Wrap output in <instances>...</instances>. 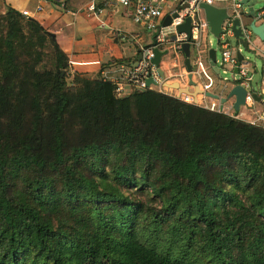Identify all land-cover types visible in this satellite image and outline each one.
Listing matches in <instances>:
<instances>
[{
	"label": "trees",
	"instance_id": "16d2710c",
	"mask_svg": "<svg viewBox=\"0 0 264 264\" xmlns=\"http://www.w3.org/2000/svg\"><path fill=\"white\" fill-rule=\"evenodd\" d=\"M0 264H264V129L115 97L0 15Z\"/></svg>",
	"mask_w": 264,
	"mask_h": 264
},
{
	"label": "built area",
	"instance_id": "2783aa9c",
	"mask_svg": "<svg viewBox=\"0 0 264 264\" xmlns=\"http://www.w3.org/2000/svg\"><path fill=\"white\" fill-rule=\"evenodd\" d=\"M101 1L104 6H118L128 10L132 22L142 25L153 35L151 44L138 51L140 60L136 67L120 65L116 75L101 74L102 81L113 86L115 97L118 98L129 93L123 89L124 87H128L129 91L130 89L138 91L143 89L154 90L174 97L183 103L199 106L209 112L223 114L236 122L264 129V103L261 101V98L264 97V28L262 30L263 39H260L250 28V25L258 28L264 24V8L261 10L253 9L256 0L250 5L251 15H248V4L251 0H246L244 3H242L243 0H180L175 3L174 8L169 12H163L161 0ZM200 4L214 9H223L225 12V18L220 24V33L215 38L217 40L216 45L219 48V60L215 59V68L218 71L221 68L222 73H228L233 85H237L244 90V101L237 111L233 110L232 101L225 100L221 104L219 101L221 98L218 96H216L217 99H212L204 95L205 93L211 94L212 76L215 78V75L208 65V68H206L202 60V44L204 36L208 34V27L203 12L199 8ZM36 10L39 11V8ZM87 11L95 18L99 14V11L94 9L93 4L87 7ZM21 15L28 17L26 11L21 12ZM166 16L169 18V23L162 25V20ZM185 19L189 20V36L176 31V27L181 25ZM234 21H237L236 26H234ZM235 29L239 30V37L236 38L234 37ZM230 39L234 40L235 48L231 46ZM238 40L245 42V52H258L261 61L260 68H257L254 62H248L243 56L237 62L235 54L237 51L241 52L242 49L241 45L237 43ZM183 44H187L189 47L188 58L191 65L190 74L191 81L194 83L193 86L187 83V72L183 65ZM153 49L166 52L161 58H166L165 64L169 66L167 72H170L173 76V83H176L180 90H186L193 95L181 92L177 96L175 90L165 87V84L171 82L165 80L163 75L160 77L155 67L150 63ZM93 64L95 63L75 64L70 61L67 62L70 74H75L73 68L76 65ZM159 69L163 74L160 63ZM234 69H236L235 73H233ZM254 74H257V77L252 86ZM147 79H151L153 84L145 88ZM253 94L258 98L257 101L252 98Z\"/></svg>",
	"mask_w": 264,
	"mask_h": 264
},
{
	"label": "crops",
	"instance_id": "0c3cea01",
	"mask_svg": "<svg viewBox=\"0 0 264 264\" xmlns=\"http://www.w3.org/2000/svg\"><path fill=\"white\" fill-rule=\"evenodd\" d=\"M179 1L161 0L163 12H169ZM90 4L99 11L96 18L87 11ZM6 7L19 14L26 11L28 17L25 18L36 22L44 32L52 36L67 62L95 63L74 66V73L86 78L101 76L102 73L116 75L120 65L132 67L138 51L152 42V33L132 22L128 10L118 6H104L101 0H0V15ZM165 18L167 16L163 20ZM208 36L209 33L204 36L202 44V60L206 68L207 50L210 48ZM165 62L166 58H160L163 78L173 83L174 78L167 72L169 66ZM218 86L219 83L212 76L210 92L222 98L226 93L223 92V86ZM127 88L123 89L127 92Z\"/></svg>",
	"mask_w": 264,
	"mask_h": 264
},
{
	"label": "water",
	"instance_id": "95a60500",
	"mask_svg": "<svg viewBox=\"0 0 264 264\" xmlns=\"http://www.w3.org/2000/svg\"><path fill=\"white\" fill-rule=\"evenodd\" d=\"M245 1L246 0H243L242 3H244ZM253 2H254V0H251L248 4V6H249L248 7V15L252 14V10H251L250 5ZM199 8L203 12V16H204L205 22H206L207 27H208V33L210 34V36L213 39L217 38L218 34L220 33V24H221L222 20L225 18L224 10L223 9H214V8L208 7L204 4H200ZM168 23H169V18L167 17L163 20L162 25H167ZM236 24H237V21H234V26H236ZM250 28H251L252 32L255 33L260 39H263L262 30L264 28V24L260 25L258 28L250 25ZM189 30H190V26H189V20L188 19H185L181 25L176 27V31L178 33H185L187 36H189ZM49 36L52 38L51 35H49ZM234 37L235 38L239 37V30L238 29L234 30ZM216 42H217V40H215V43ZM237 43L240 44L242 47V50L245 51V42L238 40ZM182 53L184 56L183 65H184L185 70L187 72V80H188L187 83H188V85L193 86L194 83L191 81V74H190L191 65L189 63V58H188L189 47L187 44L182 45ZM165 54H166L165 51H158L157 49L152 50V57L150 59V63L155 67V69H156V71L160 77L162 76V73L159 69V61H160V58L162 56H164ZM235 55H236L237 62L240 61V59L242 57L241 52L237 51ZM135 58H136V61H135L134 65H132V67H136L138 61L140 60V53L139 52L137 53ZM207 59H208L207 64L210 67L211 72L215 75V78H217L216 80L221 81V79L219 77V71L215 68V51L211 48H209L207 50ZM235 71H236V69L233 70V73H235ZM256 77H257V74H254L253 79H252V83H251L252 86L254 85ZM223 81L226 82V80H223ZM230 82H231V80H230ZM150 84H153L152 80L147 79L145 81V88H147ZM165 87L169 88L171 90H175L177 92V96L181 92L183 94H190L186 90H180L176 83L165 84ZM225 88H226V85L224 84L222 89H225ZM144 91H145V89L140 90V92H144ZM190 95H193V94H190ZM204 95L206 97H209L212 99H217L216 96H213V95L208 94V93H205ZM244 96H245L244 90L237 85H233V82H231L228 92L226 93L224 98H221L219 101L222 104L225 100H229L232 98L233 99L232 100V108L234 111H237L238 107L243 104ZM252 98L256 101L258 100V98L254 94L252 95ZM237 126L241 127V126H243V123L237 122Z\"/></svg>",
	"mask_w": 264,
	"mask_h": 264
},
{
	"label": "rangeland",
	"instance_id": "374dc122",
	"mask_svg": "<svg viewBox=\"0 0 264 264\" xmlns=\"http://www.w3.org/2000/svg\"><path fill=\"white\" fill-rule=\"evenodd\" d=\"M264 8V0H256V2L253 4V9L254 10H261ZM208 40H209V44H210V48L213 49L215 51V59L219 60V48L217 47L216 43H215V39H213L211 36H208ZM231 46L233 48H235L234 45V40L230 39L229 40ZM241 55L243 56V58H245L248 62L252 63L254 62L257 68H260L261 66V61L259 60V56H258V52L257 51H248L245 52L241 49ZM219 77L221 79L220 80H216L217 78H215L216 82L219 83V88L222 87L224 84L226 85V88L223 90L224 93H227L229 88H230V75L228 73H222V69L219 68ZM226 80L225 81H223ZM129 89L127 88V91ZM221 90V89H220ZM262 102L264 103V97L261 98ZM227 105V104H225Z\"/></svg>",
	"mask_w": 264,
	"mask_h": 264
}]
</instances>
